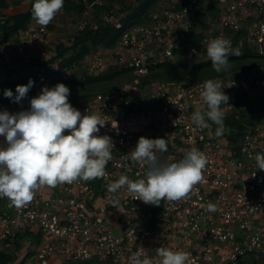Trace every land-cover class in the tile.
<instances>
[{
	"label": "built area",
	"instance_id": "built-area-1",
	"mask_svg": "<svg viewBox=\"0 0 264 264\" xmlns=\"http://www.w3.org/2000/svg\"><path fill=\"white\" fill-rule=\"evenodd\" d=\"M82 2V15L101 4ZM213 8L218 9L216 15L210 13ZM49 25H31L0 44V71L21 65L19 70L27 73L22 77H34L32 91L21 104L0 101V110H27L29 100L44 86L59 83L60 60L49 65L55 74L45 79L47 67L22 70L31 60L48 62L57 56ZM100 26L121 29V15L103 13L93 22H80L70 41L87 27ZM218 37L230 40L239 55L250 51L263 59L264 0H165L141 24L128 28L116 47L99 48L66 68L61 77L66 86L115 69L130 77L106 93L69 100L82 114L107 121L98 133L109 136L114 145L107 175L41 187L19 210L0 198V251L14 252L19 240L15 254H23L25 264H129L137 251L156 264L157 249L165 247L189 253L192 264H264V171L255 159L264 154V64L214 79L230 98L229 105L221 106L225 132L220 137L211 121L209 129L197 127L191 119L194 112L206 111L200 97L203 82L144 83L159 65L174 64L180 56L189 69L211 61L207 45ZM231 120H241L242 130L231 126ZM141 136L166 139L167 151L157 153L161 163L178 162L193 147L206 155L203 181L189 198L162 200L155 206L135 200L126 186L116 193L108 191L121 175L133 181L145 178L147 166L131 159ZM209 202L215 212L207 210Z\"/></svg>",
	"mask_w": 264,
	"mask_h": 264
},
{
	"label": "clouds",
	"instance_id": "clouds-1",
	"mask_svg": "<svg viewBox=\"0 0 264 264\" xmlns=\"http://www.w3.org/2000/svg\"><path fill=\"white\" fill-rule=\"evenodd\" d=\"M63 4L64 0H34L32 19L47 27ZM230 54L240 53L223 37L207 45V56L216 73L228 71ZM33 83L29 80L26 85H17L15 94L5 89L3 95L21 104ZM201 88L200 97L206 111L194 112L192 122L197 127L210 129L208 121H211L216 125L215 136L220 137L225 132V113L221 106L229 105L230 98L219 80L208 79ZM69 96V87L58 83L51 88L44 86L29 100L27 110L16 113L0 110V137L4 138L0 143V198H6L18 210L31 203L41 187L55 188L107 175L106 166L112 159L114 145L109 136L98 134L107 121L95 114H82L69 102ZM116 127L115 123L113 128ZM167 149L165 138L141 136L131 150V159L147 166L145 178L133 181L121 175L108 186V191L116 193L126 186L135 200L155 206L162 200L178 202L189 198L194 187L203 181L207 157L193 147L180 161L161 163L157 153ZM255 159L258 169L264 171V154L258 153ZM206 208L209 212L216 211L210 202ZM157 255L160 259L156 264H192L190 254L182 250L160 247ZM129 264H154V261L137 251L130 255Z\"/></svg>",
	"mask_w": 264,
	"mask_h": 264
},
{
	"label": "trees",
	"instance_id": "trees-1",
	"mask_svg": "<svg viewBox=\"0 0 264 264\" xmlns=\"http://www.w3.org/2000/svg\"><path fill=\"white\" fill-rule=\"evenodd\" d=\"M28 1L29 10L25 14H19L14 16L6 15L0 22V44L14 38L20 31L27 30L31 26L32 22V4L34 0H16V2ZM107 4L95 5L96 16L99 18L101 13H118L121 15V29H115L109 26H100L97 29H91L87 27L83 31L77 33L74 36V40L68 43H59L56 46L57 56L48 62H43L38 59L31 60L22 66V70H27L34 66L47 67L45 74L42 78L45 79L55 72L49 67L56 60H60L59 69L57 75L61 81V77L66 68L72 67L74 64L80 63L83 58L96 51L99 48H114L120 40L123 33L132 25L141 24L147 19L151 12L158 7V5L165 0H108ZM11 5L8 0H0V10L8 9ZM86 10V7L82 0H64L63 8L60 13H72L82 15ZM211 15H216L218 9L213 8L210 10ZM203 13H200L202 15ZM197 16V18L200 17ZM50 30H53V26H49ZM230 62V68L226 72L216 73L212 68L211 61L203 62L195 65L192 69L188 68V62L184 56H180L179 60L174 64L159 65L150 76L145 79V84L154 85L157 82L166 83H179L187 82L188 84L196 82H205L208 79H215L225 75H236V73L242 70L246 66L250 65H262L264 64V57L256 58L250 51H246L244 54L228 57ZM5 76L3 80H0V101L10 100L5 98L3 92L5 89H10L15 94L17 85H26L29 80L34 81V77H19L15 78L18 73L16 70L7 69L4 72ZM127 77V78H126ZM124 79V80H122ZM117 80L121 82L116 83ZM127 71L112 70L109 74L101 77L86 76L82 80H71L68 82L70 89L69 100L83 99L99 93H106L114 87H120L126 81H129ZM32 91V88L29 92ZM231 126L237 127L240 131L243 128V124L240 121H232ZM20 247V241L16 242V250ZM15 250V251H16ZM14 252L0 251V264H13L16 261ZM25 260L19 264H25ZM74 264H92L90 262H78Z\"/></svg>",
	"mask_w": 264,
	"mask_h": 264
},
{
	"label": "rangeland",
	"instance_id": "rangeland-1",
	"mask_svg": "<svg viewBox=\"0 0 264 264\" xmlns=\"http://www.w3.org/2000/svg\"><path fill=\"white\" fill-rule=\"evenodd\" d=\"M10 1L11 4L16 3V0H8ZM129 2H131L130 0H128ZM22 2H27V4H29L28 1H22ZM101 4H107L109 1L108 0H100ZM19 11H21L20 8H16V9H9L6 11L7 14H4L0 11V22L3 19L4 16L9 15V14H16ZM105 13V12H104ZM103 13L99 14V18ZM74 18V19H72ZM96 16V11H95V7H93L90 12L88 11L87 15H77V14H70V13H65V14H61L58 13L55 18L53 19L52 23L49 26H53L54 29L51 30L52 32V45H54L55 47L59 44V43H70L71 41V37L73 36V34L76 32V25L79 24L82 21H87V22H93L96 19H99ZM21 67V65H19ZM19 66L17 69H15L17 71V75L14 76L15 78H19L22 76H25L27 73L21 72L19 70ZM14 70V69H12ZM6 71V70H5ZM5 71H0V80L4 79V72ZM127 78V77H126ZM124 80V79H122ZM61 81H63V79H61ZM121 82L120 80H117L116 83ZM16 261L15 264H19L21 261H23V254H20V256L16 255ZM14 264V263H13Z\"/></svg>",
	"mask_w": 264,
	"mask_h": 264
},
{
	"label": "crops",
	"instance_id": "crops-1",
	"mask_svg": "<svg viewBox=\"0 0 264 264\" xmlns=\"http://www.w3.org/2000/svg\"><path fill=\"white\" fill-rule=\"evenodd\" d=\"M16 8H20L21 11H19L16 14H9V16H14V15H19V14H25V13H27L28 10H29V4H27V2H16V3L11 4L8 9H3V10H0V11L2 13H4V14H7L6 13L7 10H9V9H16ZM72 19H74V18H72ZM31 25L37 26L38 24L34 20H32Z\"/></svg>",
	"mask_w": 264,
	"mask_h": 264
}]
</instances>
